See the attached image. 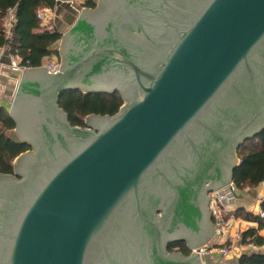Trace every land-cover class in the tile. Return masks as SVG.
Returning a JSON list of instances; mask_svg holds the SVG:
<instances>
[{
  "label": "water",
  "instance_id": "95a60500",
  "mask_svg": "<svg viewBox=\"0 0 264 264\" xmlns=\"http://www.w3.org/2000/svg\"><path fill=\"white\" fill-rule=\"evenodd\" d=\"M86 12L94 9L82 10L70 35L66 39L62 35V70L50 73L43 67L30 69L9 112L20 137L14 140L30 144L31 149L16 157L14 174L0 173V264H104L117 233L127 228L128 215L134 210L137 222L147 220L142 192L147 191L148 181L157 177L168 182L160 168L173 158L179 142L201 146L190 137L192 127L210 126L207 121L212 108L235 86L250 104V86L255 87L260 97L256 103L264 116V89L260 90L264 84L258 67L264 51V0H196L193 17L189 15V22L177 31L176 41L158 56L151 74L128 46L113 42H92L82 57L67 56L73 32L79 29ZM140 29L129 35L126 28L119 27L121 40L130 44L133 36L144 45L146 29L142 23ZM106 63L131 70L139 91L119 89L124 103L118 113L90 114L86 127L72 125L59 106L60 94L66 90L118 91L105 80V74L96 71L99 64ZM37 83L49 85L59 118L51 117L48 126L55 137L61 133L74 145L64 148L47 169L31 171L32 157L39 151L52 155L51 149L42 148L39 142L42 124L47 121L45 112L39 113L42 99L28 93ZM263 130L264 118H252L239 132L238 126L230 135H225L223 128L217 131L224 143L228 142L230 154L223 180L211 189L224 196L225 205L236 199L227 185L233 181L240 161L238 148ZM25 156L29 157L22 160ZM180 232L168 237L186 240L178 236ZM200 235L205 237L203 241ZM193 236V241L187 238L193 246L212 241L214 223L210 232L201 227ZM207 255L198 253L196 264H204ZM178 257L183 263L190 259L183 254Z\"/></svg>",
  "mask_w": 264,
  "mask_h": 264
},
{
  "label": "flooded vegetation",
  "instance_id": "af4514ba",
  "mask_svg": "<svg viewBox=\"0 0 264 264\" xmlns=\"http://www.w3.org/2000/svg\"><path fill=\"white\" fill-rule=\"evenodd\" d=\"M195 3L196 0H99L92 8L94 12H86L84 20L79 23V29L73 32L66 54L72 58H80L91 49L92 42H113L116 46H128L133 56L138 57L144 65L143 69L151 74L152 69L158 65V56L165 53L170 42L176 41L179 37L177 31L181 32V28L189 22V15L193 17L191 11ZM141 23L146 29L144 45L133 36L134 41L125 44L121 40L119 27L126 28L129 35H133L135 30L141 32ZM260 58L258 67L264 84V51L260 53ZM97 70L102 75L105 74V80H110L119 92V89L127 93L131 90L139 91L131 70L112 63H106L105 66L99 64ZM95 76L90 77L93 79ZM250 87L251 104L247 98L242 97L239 86H235L223 102L212 108L207 121L211 127L203 124L192 127L190 137L199 141L200 147L183 141L176 145L173 158L160 168L168 176V182L156 177L155 180L148 181L147 191L142 192V209L147 220L137 222L134 210L128 215L125 224L127 228L117 231L118 238L112 242L113 250L107 253L109 260L104 264H196L198 253L194 249L201 246L189 244L187 238L190 236L193 241V232L201 227L210 232L211 223H214L211 188L223 180L226 161L229 159L227 156L230 154V147H226L228 142L225 144L217 131L223 128L227 130L225 135H230L235 126H238L239 132L240 127L246 126L252 118H264L256 103V98L260 97L255 92V87ZM263 89L264 85L260 87L261 91ZM28 93L42 99L39 113L44 111L47 121L42 124L44 131L39 142L43 145L42 148L49 147L52 151L51 156L42 150L32 157L30 170L37 171L47 169L53 159L61 156L66 147L71 148L74 144L67 141L61 133L57 135L58 138L55 137V132L47 124L51 117L59 119L51 101L49 85L34 84ZM28 157L25 156L22 160ZM22 167L25 168L24 165ZM157 209L159 211L155 212ZM175 232H180L178 236L186 240L168 237L176 235ZM199 238L203 241L205 237L200 235ZM178 242L185 243L190 250L189 254L182 251L183 246ZM178 254L189 256V262H181Z\"/></svg>",
  "mask_w": 264,
  "mask_h": 264
},
{
  "label": "trees",
  "instance_id": "16d2710c",
  "mask_svg": "<svg viewBox=\"0 0 264 264\" xmlns=\"http://www.w3.org/2000/svg\"><path fill=\"white\" fill-rule=\"evenodd\" d=\"M55 0H0V47L10 45L13 53L22 57V64L27 67H39L47 55L60 57L56 44L62 38V32L56 27L43 26L37 17L41 8L54 7ZM89 8L96 3L87 0ZM10 8L15 9L17 21L14 34L7 38L4 30V19ZM124 99L119 91L112 93L92 92L81 90H66L59 96V106L67 113L72 125L86 127L85 117L90 114L115 115L120 111ZM16 122L4 107L0 108V173L14 174L15 158L31 149L26 142H18L8 135V131L15 129ZM240 159L234 170L233 181L238 189L256 188L264 182V130L254 138L246 140L238 149ZM264 210V197L261 202ZM235 216L243 217L257 223V227H249L241 234V244L264 245V236L260 230L264 229V218L255 215L245 208H237ZM182 251L189 254L184 242ZM174 245V244H173ZM239 264H264V251L244 253L239 258Z\"/></svg>",
  "mask_w": 264,
  "mask_h": 264
},
{
  "label": "crops",
  "instance_id": "0c3cea01",
  "mask_svg": "<svg viewBox=\"0 0 264 264\" xmlns=\"http://www.w3.org/2000/svg\"><path fill=\"white\" fill-rule=\"evenodd\" d=\"M82 10L85 9H81V7L76 4L56 2L55 6L53 7L54 19L52 26L56 27L60 32H62L66 39L70 35L69 32L76 24ZM63 46L64 43L63 39L61 38L56 44V47L60 53V58ZM51 57L55 58L58 56L47 55L43 58L42 62H46ZM32 68H28L23 71H17L13 69L9 57V46L6 45L0 47V108L4 107L8 112H10L18 92V86L23 76ZM8 135L13 139H18V133L16 129L8 131ZM261 184L256 188L237 190L236 196L237 194H240V199L238 201L235 199V202L228 204L230 207L225 216L229 222L230 230L220 239V244H227L231 241L233 236L242 234V232L249 227H257L256 222L247 220L243 217L235 216L234 213L237 208H245L247 211L258 215L261 208V202L264 197V184H262V188ZM260 234L264 236V229L260 230ZM260 250L264 251V245L262 247L253 249L248 245L241 244L240 241L234 244L231 253H229L227 256H222L218 251H215L210 254L211 257H209V255L207 258H203V261L204 264H239V258L242 254ZM232 260H236V262L233 263Z\"/></svg>",
  "mask_w": 264,
  "mask_h": 264
},
{
  "label": "built area",
  "instance_id": "2783aa9c",
  "mask_svg": "<svg viewBox=\"0 0 264 264\" xmlns=\"http://www.w3.org/2000/svg\"><path fill=\"white\" fill-rule=\"evenodd\" d=\"M55 1L60 2V3L76 4L79 7H81V9L89 8L85 5L87 0H55ZM92 1H94L96 4L98 2V0H92ZM37 17L43 26L52 27V22L54 19L53 8L52 7L41 8L37 13ZM16 21H17V17L15 14V9L10 8L7 11L6 17L4 19L5 35L9 39L13 37ZM7 46H9V57H10V62H11V66L13 67V69L17 71H23L28 68H32V67H27L23 65L22 57L19 54L13 53L11 51L10 45H7ZM39 67H43L46 71L48 70L50 73H58L62 70L63 63L60 57H55V58L51 57L46 62H43L42 65ZM262 184H264V182H262ZM227 186L230 188V191L236 195L238 188L236 184L234 183V181H232ZM223 198L224 196L218 195L217 191H213L211 211L213 214L214 225H215V236L214 237H219L220 239L223 236H225L229 230V222L226 219V216H225L226 213L224 212L228 204L225 205L223 203ZM258 215L264 218V210L262 208H260ZM240 241H241V234H237L233 236V238H231V241L228 242L227 244L226 243L212 244L210 242L207 245L201 246L199 248H195L194 251L198 252L201 257L205 256L206 254L215 252V251H218L222 256H227L229 253H231L234 247V244ZM248 246L253 249L258 248V246H256L255 244H249Z\"/></svg>",
  "mask_w": 264,
  "mask_h": 264
},
{
  "label": "rangeland",
  "instance_id": "374dc122",
  "mask_svg": "<svg viewBox=\"0 0 264 264\" xmlns=\"http://www.w3.org/2000/svg\"><path fill=\"white\" fill-rule=\"evenodd\" d=\"M98 1H99V0H98ZM52 27H54V26H52ZM62 55H63V54H61V60H62V63H63L64 59H63V56H62ZM85 120H86V117H85ZM85 122H86V121H85ZM86 125H87V124H86ZM91 128H92V130H94L95 132H98V131L95 130L93 127H91ZM18 138H20L19 135H18ZM15 159H16V158H15ZM13 162H15V160H14ZM261 188H262V184H261ZM236 199H237V201L240 199V194H237ZM229 207H230V206L227 205V207H226L225 210H224L225 213H226V211L229 210ZM229 230H230V229H229ZM229 230H228V231H229ZM219 241H220V238H219V237H214V238L212 239L211 243H212V244H219ZM210 254H212V253H210ZM210 254H208L207 256H209ZM219 256H220V254H219ZM209 257H211V255H210ZM232 262L235 263L236 260H232Z\"/></svg>",
  "mask_w": 264,
  "mask_h": 264
}]
</instances>
